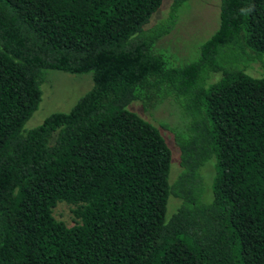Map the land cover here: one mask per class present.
Segmentation results:
<instances>
[{"label": "trees", "instance_id": "obj_1", "mask_svg": "<svg viewBox=\"0 0 264 264\" xmlns=\"http://www.w3.org/2000/svg\"><path fill=\"white\" fill-rule=\"evenodd\" d=\"M162 1L0 0V264H264V74L245 69L264 65V0H221L217 29L179 66L153 47L188 0L146 28ZM50 69L93 85L25 131ZM172 99L189 120L170 129L169 182L161 125L128 105Z\"/></svg>", "mask_w": 264, "mask_h": 264}, {"label": "rangeland", "instance_id": "obj_2", "mask_svg": "<svg viewBox=\"0 0 264 264\" xmlns=\"http://www.w3.org/2000/svg\"><path fill=\"white\" fill-rule=\"evenodd\" d=\"M173 0H163L160 7L151 15L147 27L158 24H165L171 12ZM221 0H188L174 14L176 21L171 31L162 37L153 47L155 53L161 54L169 65H182L197 59L200 46L214 33L219 25ZM247 63H241L246 65ZM255 76H263L264 65L257 61L251 62L245 68ZM93 85L92 74L69 73L60 70H47L40 85L41 100L37 109L24 123V130L32 129L43 122V120L54 112H67L91 89ZM175 99V98H174ZM150 106L148 110H142V102L134 100L128 105V109L135 111L141 117L151 122L157 128L161 125L163 133L170 142L171 150L169 182L176 178L179 171V149L173 145L172 131L176 128L181 131L182 120L187 122L188 116L180 107V101L171 100ZM143 106V105H142ZM158 124V125H157ZM185 124V123H184ZM185 126V125H184ZM168 143V142H167ZM169 145V144H168ZM172 147V148H171ZM214 159L208 160L202 167V174L207 177L213 172ZM179 200L170 196L168 199L166 216L175 211ZM73 206L66 202H58L53 208V215L56 219L63 221L66 225L74 223Z\"/></svg>", "mask_w": 264, "mask_h": 264}]
</instances>
